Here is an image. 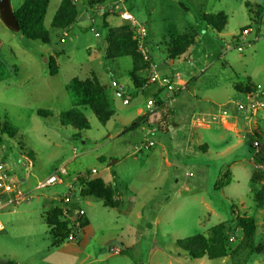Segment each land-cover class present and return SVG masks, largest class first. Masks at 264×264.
I'll return each mask as SVG.
<instances>
[{
  "label": "rangeland",
  "instance_id": "374dc122",
  "mask_svg": "<svg viewBox=\"0 0 264 264\" xmlns=\"http://www.w3.org/2000/svg\"><path fill=\"white\" fill-rule=\"evenodd\" d=\"M61 1L50 0L45 16L49 43L10 30L0 16L4 65L0 144L5 145L0 158H7L12 173L25 177L21 189L27 196L19 206L0 213L5 226L0 232V264H264V197H258L264 192V95L258 97L257 122L247 138L217 132L214 126L204 133V128L194 126L191 134L188 116L172 129L159 130L147 119L160 108L147 107L149 99L159 100L152 95L154 83L144 89L135 87L133 59L108 60L105 56L108 31L129 25L121 17L127 11L147 23L146 50L158 66L157 73L198 78L194 84L198 98L188 101V110L196 108L199 113L193 115L195 119L214 125L211 121H220L217 112L226 108L245 116L249 109L227 103L246 105L245 94L264 93V36L242 52L237 50L242 42L234 38L244 28L264 22V0H104L99 4L104 5L102 10L98 4L89 7V1L76 0L81 10L85 5L90 9L88 18L56 29L52 21ZM23 2L11 0L13 9L20 11ZM218 13L227 17L222 32L204 19ZM188 31H196V44L169 59L167 45ZM50 57L58 68L54 76L49 71ZM148 69L138 72L140 84L147 75L150 78ZM94 74L107 86L115 116L101 124L89 107H79L89 129H76L68 120L62 124L61 114L75 107L69 82ZM239 87L246 88L240 92ZM116 90L124 92L129 104L116 96ZM40 110L49 114L40 116ZM139 110L144 117L141 121ZM209 110L215 113L209 115ZM6 126L16 130L14 136L4 131ZM149 141L155 145L145 148ZM254 155L258 157L255 165L250 162ZM60 166L68 171L66 183L37 190L38 182ZM82 174L102 178L115 189L120 205L109 208L95 197L83 198L80 204L89 223L55 247L46 224L47 211L66 199L68 185L79 194ZM233 211L236 216L255 219L253 234L233 245L227 258L188 257L180 242L228 222Z\"/></svg>",
  "mask_w": 264,
  "mask_h": 264
},
{
  "label": "trees",
  "instance_id": "16d2710c",
  "mask_svg": "<svg viewBox=\"0 0 264 264\" xmlns=\"http://www.w3.org/2000/svg\"><path fill=\"white\" fill-rule=\"evenodd\" d=\"M50 0H24L21 5L20 11H14L18 19L20 33L23 37L41 41L42 43H49L48 32L45 29V16L49 7ZM90 5L101 4L102 2H95L89 0ZM80 16V7L76 0H62L60 6L53 18L52 27L56 29H66L72 26ZM222 18L221 13L204 16L208 24L211 25L216 31L222 32L227 24V17L224 14ZM197 33L196 31L185 32L178 37L172 39L167 45V55L169 59L178 58L182 53L186 52L191 46L196 44ZM106 59L115 60L122 57H131L133 59V72L131 73L134 86L142 89L144 84L147 83L148 78H145V83L140 84L138 72L142 69H148L152 63V59L145 60L143 55L138 50L136 41L132 38V31L128 25L119 27H112L108 31L106 38ZM0 60V75L4 65ZM49 71L52 76L56 75L58 68L53 57L49 58ZM87 79L73 78L67 89L74 99L75 107L71 110L61 114L63 120L73 125L76 129L85 130L89 129L88 121L84 114L78 109L79 107H89L99 120L101 124H106L114 115L115 111L109 104L106 95L107 86L103 85L96 74ZM247 87V86H246ZM236 88L237 91H242V88ZM241 89V90H240ZM157 99L160 100L158 96ZM162 103V102H161ZM160 103V128H167L172 123L165 121L166 115L173 112L169 110L167 105ZM38 115L47 116L49 112H37ZM144 117L139 116V120ZM139 122V121H138ZM133 124L127 130L131 131L137 126ZM4 131L13 136V132L7 126ZM257 160L258 157L254 155ZM262 160V159H261ZM81 177V176H80ZM79 197L80 200L88 197H95L104 202V205L109 208H117L120 205L119 200L116 198L115 189L106 185L102 178H95L84 180L80 178L79 183ZM76 197V198H77ZM263 199L264 192L258 196ZM88 220L86 218L78 220L76 223L71 224L69 220L64 217L62 208L54 206L47 211L46 224L50 229V233L54 238V246L59 247L68 234L75 236L87 226ZM89 223V222H88ZM255 219L252 217H239L235 212L228 222L220 223L209 229L207 234L199 233L180 242V247L191 259H202L207 257L210 260L223 259L231 256L233 253V245L239 243L238 241L247 240L254 232ZM237 236L238 241L231 242L230 238ZM240 241V242H241Z\"/></svg>",
  "mask_w": 264,
  "mask_h": 264
},
{
  "label": "built area",
  "instance_id": "2783aa9c",
  "mask_svg": "<svg viewBox=\"0 0 264 264\" xmlns=\"http://www.w3.org/2000/svg\"><path fill=\"white\" fill-rule=\"evenodd\" d=\"M122 19L129 22V28L132 31V38L136 41L138 50L143 55L145 60H149L150 56L146 50V43H147V33L148 29L147 26L141 22H139L136 18L133 17L132 14L125 11L121 13ZM256 25V23H255ZM264 36V22L259 23L256 27L248 26L244 28L241 33L235 37L234 39H238L241 41V45L237 47V50L242 52L244 51V47L250 46L252 43L258 41L261 37ZM231 47L227 46V49ZM149 70H151V77L150 80L153 83H158L163 89L167 92H176V87L174 80L170 77H161L159 73H157L156 66L151 63ZM113 86L117 87L118 83L113 82ZM264 93H256V94H245L246 100L248 104H242L238 101H233L228 104H234L235 107L239 110H246L249 109L250 114H253L257 110V106L261 103L259 98ZM116 96L119 98H123L124 104H129V99L124 98V92L116 90ZM259 97V98H258ZM258 99V100H257ZM163 101L156 100V99H149L147 102L148 109H152L153 107L160 105ZM162 104V103H161ZM227 104V105H228ZM229 109L226 108L223 110L222 114L227 115ZM155 143L153 141H149L145 144V148L153 147ZM1 147L4 149L5 145L1 144ZM142 146L136 147V151H140ZM25 161L27 162V166L29 169L32 168V163L29 158L25 157ZM12 168L7 161V158H0V212L7 210L9 208H15L19 206L22 202H24L27 196L22 192L21 189V181L20 177L16 175L14 172L12 173ZM96 171L93 170V173ZM68 171L64 166H60L57 168L52 174H50L45 180L38 182L36 189L43 190L47 189L48 187L66 183ZM81 177L84 180L92 179L90 174H82ZM66 180V181H65ZM70 192L66 195V199H62V203L60 207L62 208L64 217L71 222V224L76 223L80 219L85 218V211L81 207L80 199L77 197L78 195L74 192L75 187L73 185H68ZM77 197V198H76ZM71 205L72 207L68 206ZM5 229L4 224L0 221V232ZM237 236H232L230 238L231 242L238 241Z\"/></svg>",
  "mask_w": 264,
  "mask_h": 264
},
{
  "label": "crops",
  "instance_id": "0c3cea01",
  "mask_svg": "<svg viewBox=\"0 0 264 264\" xmlns=\"http://www.w3.org/2000/svg\"><path fill=\"white\" fill-rule=\"evenodd\" d=\"M88 1L89 0H87V2ZM100 1L102 3L104 2V0H100ZM95 2H99V0H97ZM83 4H85V3H83ZM11 6H12V4H11ZM88 6L92 7L91 5H88ZM88 6L85 5V6H83L82 10L80 9V16L78 18V21L81 18H88V15L90 12V9L88 8ZM98 6H99V4H98ZM99 8L102 10L104 8V5H100ZM13 11H15V10L13 9ZM142 23H144V22H142ZM144 24H146V26H147V23H144ZM107 29H109V28H107ZM147 38H148V35H147ZM106 48H107V46H106ZM105 53H106V50H105ZM191 58H192L191 54H188V59L191 60ZM153 61L154 60L152 59V63L156 66V69L158 71V66ZM148 73L150 74V77H151V70L148 69ZM170 73L171 72L166 71L165 76H163L161 73H159V74L161 77H167L168 75H170ZM170 76L172 77V79L174 80V83H175V87H176L175 93L174 92L173 93L167 92L165 89H163L156 82L154 83V86L152 87L153 88L152 95L153 96L155 95V97L158 96L160 98V100L163 99L162 103L166 104V102H167V105L171 109H173L176 113L175 118L173 115L174 111L172 114L168 113L166 115L165 121L172 123V125H169L167 127L168 129L171 126L174 127V125H175V127H176L177 125L181 124L180 122L182 120H185L186 116H188L189 119L186 123H189L191 125V128H190L191 134H193V132L195 131L194 126L200 127L199 129L204 128V129H202L203 133H204V131L206 132L208 130H213V126H214V127H216L217 132L220 129L219 130L220 132H222L221 130H223L224 132H227L229 135H233V137H235V138H239L240 136L243 138L244 137L247 138V134L252 132L254 124L257 122L255 120V117L258 114L257 110L253 114L249 113V114L244 116L238 110H230V111H228L227 115H223L222 112L224 109H222L220 113H219V111L217 112V118H219L220 121H216V122L211 121V123L214 124L211 126H210V124L209 125L201 124L200 121H198V119H195L194 118L195 116H193V115L199 114L198 111L195 110L196 108H194L193 111L188 110V105L190 103L188 101L189 100L194 101L195 99L198 98L197 95L195 96L196 91L194 89V84L197 83L198 78H196V79L192 78V77L189 79H188V77L187 78H180V76L178 77V73H174V72H172V75H170ZM147 78H148V81H147V83L144 84L143 89L147 88L150 83H153V82H151L148 75H147ZM125 89H127L126 86H125ZM159 110L160 109L155 110V112L153 114H151L150 116H148L147 119H148L149 123L153 122L154 124L157 125L158 129L161 130L160 124H159L160 119H161V114H160ZM212 111L213 110H209V115H213ZM200 112H203V110ZM213 113H215V111H213ZM141 115H142V112H141V110H139L137 113V118ZM182 118H184V119H182ZM226 125H227V127H226ZM167 128H164V129H167ZM170 129H172V128H170ZM196 131L198 133L201 132V130L199 131L197 129H196ZM12 132H13V136H14V134L16 133V130H14ZM239 143H242V142H239ZM1 144H0V153L2 152ZM247 144H248V147L251 146V143L247 142ZM237 145H238V142L236 143L235 146H237ZM228 148H230V146ZM255 160L256 159L254 157H252L250 159V162H252L253 165H255L256 164ZM18 176L20 177L21 183L26 182V179L24 176H22V177L20 175H18ZM56 205L59 206V204H56Z\"/></svg>",
  "mask_w": 264,
  "mask_h": 264
},
{
  "label": "water",
  "instance_id": "95a60500",
  "mask_svg": "<svg viewBox=\"0 0 264 264\" xmlns=\"http://www.w3.org/2000/svg\"><path fill=\"white\" fill-rule=\"evenodd\" d=\"M0 16L3 21V23L13 31H20V27L18 24V19L15 16V13L13 11V8L11 6V1L10 0H0ZM112 162V164H114ZM111 164V165H112Z\"/></svg>",
  "mask_w": 264,
  "mask_h": 264
}]
</instances>
